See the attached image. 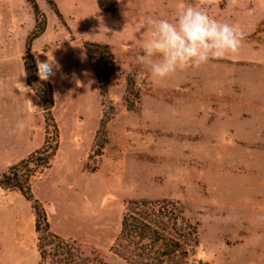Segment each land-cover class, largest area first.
<instances>
[{"label": "rangeland", "instance_id": "obj_1", "mask_svg": "<svg viewBox=\"0 0 264 264\" xmlns=\"http://www.w3.org/2000/svg\"><path fill=\"white\" fill-rule=\"evenodd\" d=\"M35 1L38 21L26 0H0V173L43 146L47 116L37 92L47 106L51 94L58 149L32 179V191L79 263L135 264L134 250L114 244L129 203L145 201L175 205L195 224L192 264H264L260 0L203 5L210 16L239 27L241 50L178 71L163 86L137 62L140 38L148 18L173 19L181 0H108L115 12L101 10L99 0ZM37 26L44 31L29 53L38 81L28 86L23 65ZM91 42L109 45L115 57L105 97L94 72L98 63L85 50ZM49 66L52 74L41 75ZM103 119L107 142L100 148ZM35 223L32 204L0 188V264H55L51 257L41 263Z\"/></svg>", "mask_w": 264, "mask_h": 264}, {"label": "trees", "instance_id": "obj_2", "mask_svg": "<svg viewBox=\"0 0 264 264\" xmlns=\"http://www.w3.org/2000/svg\"><path fill=\"white\" fill-rule=\"evenodd\" d=\"M26 1L32 6L36 21H38L41 13L37 2L35 0ZM107 1L99 0V8L106 12H115L116 8L106 7ZM49 2L52 3V1ZM43 31L44 28L37 26L27 42V56L24 59V65L30 86L38 81L32 79L30 45L31 41L38 38ZM85 50L89 59L91 61L96 60L98 63L94 68V72L99 84L100 94L105 97L108 92L109 80L116 72L114 54L111 52L109 45L98 42L86 43ZM40 84L44 85V83ZM45 86L50 87L48 83H45ZM132 93L133 91L129 86L126 101L130 109L134 106L129 100ZM37 96L44 103L47 116L44 144L26 159L0 173V188L18 191L32 204L36 217L35 230L38 234V250L41 263L51 257L55 264H82L77 261L76 249L73 245L51 230L47 213L32 191V179L39 171L48 167L59 143L58 127L50 111L53 106V97L51 94L49 95L50 106H47L40 91L37 92ZM107 121L106 119L102 120L99 138H97V145L100 148L107 142ZM52 134L53 137H51ZM183 214V211L179 212L175 205L171 204L161 206L145 201L130 202L124 214L121 233L114 244V248L119 243H124L128 251L134 250L131 251L129 257L135 264H192L191 261L199 244L198 233L195 224ZM88 264L107 263L101 259H93L89 260Z\"/></svg>", "mask_w": 264, "mask_h": 264}, {"label": "clouds", "instance_id": "obj_3", "mask_svg": "<svg viewBox=\"0 0 264 264\" xmlns=\"http://www.w3.org/2000/svg\"><path fill=\"white\" fill-rule=\"evenodd\" d=\"M217 0H199L196 4L181 3L173 19L148 18L140 38L141 55L137 62L146 67L153 84L163 86L178 71L200 69L212 60L239 54L244 33L239 27L210 16L203 5ZM264 5V0H260ZM239 6L240 0H229ZM142 76L137 77L139 86Z\"/></svg>", "mask_w": 264, "mask_h": 264}, {"label": "built area", "instance_id": "obj_4", "mask_svg": "<svg viewBox=\"0 0 264 264\" xmlns=\"http://www.w3.org/2000/svg\"><path fill=\"white\" fill-rule=\"evenodd\" d=\"M39 70H40V74L43 76H49L52 74V69L50 66L48 68L46 67H44L43 69L40 68Z\"/></svg>", "mask_w": 264, "mask_h": 264}, {"label": "crops", "instance_id": "obj_5", "mask_svg": "<svg viewBox=\"0 0 264 264\" xmlns=\"http://www.w3.org/2000/svg\"><path fill=\"white\" fill-rule=\"evenodd\" d=\"M117 1H118L119 4H120L122 0H117ZM98 7H99V5H98ZM23 67H24V73H25V76H26V83H27V85L29 86L28 81H27L26 71H25V65H23Z\"/></svg>", "mask_w": 264, "mask_h": 264}, {"label": "water", "instance_id": "obj_6", "mask_svg": "<svg viewBox=\"0 0 264 264\" xmlns=\"http://www.w3.org/2000/svg\"><path fill=\"white\" fill-rule=\"evenodd\" d=\"M204 264H208V263H204Z\"/></svg>", "mask_w": 264, "mask_h": 264}]
</instances>
